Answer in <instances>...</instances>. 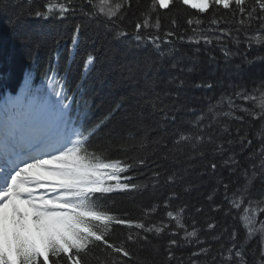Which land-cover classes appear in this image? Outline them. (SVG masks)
<instances>
[{"label": "snow or ice", "instance_id": "6c2138e0", "mask_svg": "<svg viewBox=\"0 0 264 264\" xmlns=\"http://www.w3.org/2000/svg\"><path fill=\"white\" fill-rule=\"evenodd\" d=\"M26 2L28 15L41 20L63 23L73 16L83 18L73 25L70 56L88 26H94L87 37L93 44L119 45L126 54L143 50L144 57L121 64L125 79L133 85L143 81V86L133 87L131 97L136 103L122 114L124 105L114 104L92 120L87 102L85 111L73 112L75 92L70 96L61 83L64 77L49 69L54 85L48 96L26 86L0 104V264H155L142 259V252L160 255L161 264H253L248 243L257 231L260 240L251 251L254 264H264V221L256 229L252 219L264 212V103H256L264 100V75L251 90L242 79L245 65H264V55L251 59L248 55L254 45L264 49V0ZM181 7L191 10L190 15L198 14L197 19H186L188 27L181 28L172 18L170 27L163 28L161 10L166 15ZM10 8L11 0H0V13L7 14ZM222 22L227 26H221ZM9 24L13 25L12 20ZM186 43L195 44V52H203L209 65L220 67L211 46L218 48L223 53L224 78L191 82L196 89L213 90L219 85L222 91L215 104H208L207 112L181 121L179 113L196 110L180 102L178 91L156 88L162 83L175 89L186 87L182 78L160 76L169 69L195 71L184 60L198 61L199 56L188 57L181 47ZM97 51L85 53L77 90L96 63ZM234 57L240 62L235 63ZM44 78L49 80L47 71ZM148 89L154 93L151 97ZM52 96L59 99L53 101ZM117 114L135 129L119 143L113 140L112 130L104 131ZM225 117L235 123H226ZM185 124L190 127H182ZM149 144L154 146L150 155L135 154L137 147ZM180 156L188 163L169 171L164 162L171 157L172 163H178ZM193 162H203L198 172L201 184L187 185L183 192L211 181L207 205L181 203V193L176 191L177 183L196 166ZM138 169L146 171L132 175ZM257 185L258 194L254 192ZM113 193L133 197L148 193L151 202L141 207L137 218L127 211L113 215L107 206ZM205 207L208 213L222 214L225 223L207 215L200 224L195 217L204 216ZM244 216L248 225L241 239L239 229L226 221ZM201 230L205 238L199 235ZM190 245L186 258L177 255Z\"/></svg>", "mask_w": 264, "mask_h": 264}, {"label": "trees", "instance_id": "16d2710c", "mask_svg": "<svg viewBox=\"0 0 264 264\" xmlns=\"http://www.w3.org/2000/svg\"><path fill=\"white\" fill-rule=\"evenodd\" d=\"M55 2V0H53ZM99 0H97L98 4ZM37 3H43V0H37ZM190 11H185L184 8H179L178 11H169L167 14H163L164 10H161V21L163 28L170 27V20L175 18L181 28H187L186 19H197V15H190ZM82 17L73 16L64 21L63 23L53 22L48 20H41L28 15V4L26 0H11V8L7 14L0 13V101H3L6 97L15 93H20L26 86H30L32 89H39L42 97L48 96L51 92V88L54 85V81L51 80L52 72L49 69L54 70L59 76L64 77L61 83L71 96L75 92V97L72 100V110L85 111V103L87 102L88 108L86 109L89 117L92 120L99 119L108 109L110 105L123 104L124 107L120 109L122 114L126 111L131 104L136 103V98L131 97L133 87H142L143 81L138 85H133L128 82L125 77L126 71L121 67V64L125 61L137 59L138 57H144L145 52L143 50H134L129 53H125L122 46L116 45L112 48L108 44L101 46L99 43L93 44L87 38L93 31L94 26H88L86 32L81 37V43L79 48L70 56L69 49L71 47V36L73 32V25L82 21ZM131 19V18H130ZM9 20H12L13 25L9 24ZM85 23H87L85 21ZM206 26V25H202ZM221 26L224 25L222 22ZM130 27V26H129ZM17 33L27 38L26 41H22L18 38ZM191 34V33H190ZM199 36L200 33H195ZM259 35V34H257ZM36 42H39V47H36ZM58 42V43H57ZM181 47L187 52L188 57L199 56L198 61L186 58L184 60L185 66H194L195 71L189 73L187 71L181 72L178 69H169L160 73L163 78L179 77L186 81V87L183 89H175L171 85L159 84L156 90L161 91L165 87L171 88L173 92H179L180 102L186 107H192L196 111L189 113L187 111L178 114L179 120H192L195 119V115L200 111L207 112V106L209 103L215 104L220 97L222 91L221 86L213 90L196 89L191 87V82L199 81L201 79H212L214 81H220L224 78L223 70V53L216 47L211 46L213 54L218 58L220 67L216 65H209L207 63V56L201 52L196 53L195 44H183ZM230 47H233L230 45ZM241 49L245 45L240 46ZM94 48H99L96 52L97 60L90 71H87L83 76L81 87L76 89V84L81 82V76L83 72L82 64L85 53L92 51ZM149 55L155 59V53L148 50ZM57 53L59 58L57 60ZM249 58H253L256 55H264V49H259L257 46H253L252 50L248 53ZM237 57H234L235 60ZM254 65V64H253ZM253 65L250 67L245 65V71L242 79L251 90L253 86H259L260 78L264 75V65L256 64L253 69ZM48 72L49 80L45 81V72ZM30 73V76H29ZM187 73V74H186ZM152 73H149L151 77ZM240 79V78H237ZM152 89H148V95H153ZM53 101L58 100V96H52ZM264 103V100L257 99L256 103ZM167 102V100L165 101ZM226 110V109H225ZM258 110V109H257ZM158 119V116H157ZM224 121H229L227 117L223 118ZM182 127H190V125H182ZM113 131V140L119 143L121 138L126 137L129 131H135L130 129L129 126L121 121L120 114H117L113 120H111L105 127L104 131ZM137 136L140 133H136ZM153 145L140 148L137 147L135 154L137 156L150 155ZM116 155V153H114ZM160 153L157 152V158ZM165 166L171 171L173 168L182 169L188 161L183 156L179 157L178 163H172L170 160L164 162ZM196 166L191 170L190 174L183 180L177 183L176 191L181 193V203H188L189 205L195 204L197 201L207 205L205 197L208 192L211 191L212 182L209 181L207 185H201L200 188H193L190 193H184L183 188L190 184H201V178L198 172L203 162H193ZM139 171H146L138 169L132 173L137 175ZM183 175V172L180 173ZM144 176H138V180H144ZM208 179V178H205ZM259 188L254 189V192L258 194ZM112 199L107 201V206L113 209L111 214L119 215L124 211L131 214L132 218H137L142 206L151 202V194L146 193L143 197L132 194L113 193ZM238 209L234 208L233 213H236ZM191 207L189 208V220L191 218ZM207 215H213L218 220L219 224L225 223V218L222 214L208 213L207 207H205V215H196V219L200 224H204L207 219ZM258 223L264 221V212H260L257 215ZM179 223V221H177ZM226 223L230 227H237L239 229L240 238L243 239L246 235V226L243 223V217L239 220H233L229 217ZM190 230V229H189ZM220 229L217 228L213 233L208 234V238ZM119 235V233H117ZM202 238H205L203 230L199 232ZM189 239H194L189 237ZM260 235L255 234L248 243V259L250 262L255 261V253L251 249L256 248ZM215 244V241H210ZM192 246L180 250L177 255H183L185 258L190 254ZM162 251V249H161ZM142 259L154 261L155 264H161L162 257L156 254L140 253Z\"/></svg>", "mask_w": 264, "mask_h": 264}, {"label": "rangeland", "instance_id": "374dc122", "mask_svg": "<svg viewBox=\"0 0 264 264\" xmlns=\"http://www.w3.org/2000/svg\"><path fill=\"white\" fill-rule=\"evenodd\" d=\"M258 103L260 104V103H262V102H259V101H258ZM25 207H26V206H22V209L25 208ZM257 215H258V213H256V214L253 216L252 219H253V223H254V225H255V228H256V229H260V224H261V223H258ZM243 223H244V225L247 227V225H248V217H247V216H244V217H243ZM256 234H259V235H260L259 231H257Z\"/></svg>", "mask_w": 264, "mask_h": 264}, {"label": "bare ground", "instance_id": "6f19581e", "mask_svg": "<svg viewBox=\"0 0 264 264\" xmlns=\"http://www.w3.org/2000/svg\"><path fill=\"white\" fill-rule=\"evenodd\" d=\"M235 63H239L240 62V58L237 57L235 60H234ZM257 64V63H256ZM256 64L253 65V69L255 68ZM193 73V72H192ZM187 74V73H186ZM189 74V73H188ZM22 207V206H21Z\"/></svg>", "mask_w": 264, "mask_h": 264}]
</instances>
